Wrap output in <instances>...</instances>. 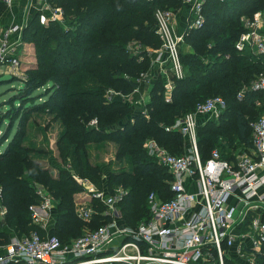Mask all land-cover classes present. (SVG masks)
Returning a JSON list of instances; mask_svg holds the SVG:
<instances>
[{"label": "trees", "instance_id": "1", "mask_svg": "<svg viewBox=\"0 0 264 264\" xmlns=\"http://www.w3.org/2000/svg\"><path fill=\"white\" fill-rule=\"evenodd\" d=\"M51 1L63 8L70 27L64 28L55 21L41 23L39 13L32 17L26 30L30 31L38 48V71L23 79V86L17 89L19 105H12L0 115L2 120H9L11 133L14 113L22 111L16 116L23 129L27 117L49 100L39 101L40 98H65L68 92L67 98L78 96L81 100L71 105V113L65 119L68 128L74 129L71 137L78 139L71 155L82 178L100 182L103 176L101 165L89 159L86 147L89 142H116V158L127 157L133 165L131 170L112 169L107 182L110 193L119 185L128 190L118 203L123 222L135 226L149 217L147 199L151 191L144 201L141 192L145 187L155 186L156 190L152 191L162 199L172 195L170 180L173 176L143 147L145 140L155 138L171 152L183 153L185 136L180 131H168L164 126L194 110L197 103L209 95L224 96L228 105L220 118L205 123L199 121L197 136L203 159L217 146L224 157L230 158L231 148H236L238 143L243 148L252 144L250 122L242 109L255 106L258 99L264 104V91L248 90L242 100L237 94L264 70V57L249 51L240 52L235 43L244 30L241 16L264 10V0H208L204 26L190 30L185 36L192 48L181 49L185 77L174 78L172 100L167 101L165 79L159 76L151 87L152 97L146 113L134 110L126 98L136 88L143 87L144 82L138 78L150 69V51L162 44L156 32V8L177 10L182 0ZM68 75L75 76L74 80ZM51 81L50 90H40ZM70 81L77 89L74 92L69 91ZM94 118L97 124L91 125ZM9 133L0 140V186L2 204L7 207L6 217L1 221L5 228H0L2 244L9 243L12 234L22 235L34 229L46 234L42 226L34 222L30 208L40 202L34 193L33 179L43 182L59 199L55 233L63 243H70L112 219L99 199H94L96 209L90 220L81 218L74 202V194L83 188L81 182L69 176L55 177L27 154L23 157V167L20 154L16 152L19 143L12 140L1 148ZM227 149L230 150L227 152Z\"/></svg>", "mask_w": 264, "mask_h": 264}, {"label": "built area", "instance_id": "2", "mask_svg": "<svg viewBox=\"0 0 264 264\" xmlns=\"http://www.w3.org/2000/svg\"><path fill=\"white\" fill-rule=\"evenodd\" d=\"M17 1L3 0L10 6ZM207 1L182 0L190 9L182 35L176 30L173 8L155 10L156 32L162 44L154 50L152 62L161 65L167 75L171 73L164 84L167 101L172 100L174 78L186 75L181 43L190 30L204 26ZM28 4L36 5L42 22L47 18L61 21L64 16L62 7L51 0H28ZM241 22L244 30L235 43L236 49L264 57V10L242 15ZM22 30L21 23L0 21L1 65L9 68L19 65L15 56L6 54L5 44ZM147 77L146 72L138 80L145 83ZM248 90L264 91V70L244 85L237 98L242 100ZM256 103L260 105L263 101L258 99ZM227 105L224 96H210L198 102L194 110L164 126L187 137L189 147L181 154L171 152L155 138L145 140L148 153L173 176L169 198L162 199L155 191L149 193L147 219L135 226L119 223L122 214L118 203L128 193L123 185L115 187L108 196L92 190L94 198L104 200L105 213L112 217L109 222L66 244L58 235H43L35 229L14 235L6 245L0 244V249H4L0 252V264H264V113L250 122L252 144L234 152L230 158L214 148L203 159L199 150V116L218 119ZM96 124L97 119H92L91 125ZM85 179L81 178L80 182ZM49 204L45 199L41 207L46 209ZM1 205L0 214L6 215L7 207ZM30 208L34 222L39 224V206L32 204ZM93 212L92 206H85L77 214L90 220ZM117 238L121 241L111 250Z\"/></svg>", "mask_w": 264, "mask_h": 264}, {"label": "rangeland", "instance_id": "3", "mask_svg": "<svg viewBox=\"0 0 264 264\" xmlns=\"http://www.w3.org/2000/svg\"><path fill=\"white\" fill-rule=\"evenodd\" d=\"M5 6H0V21L5 22L7 18L12 19L15 23H21L23 25V30L21 33L13 34L9 38V41L5 44L6 54L13 55L19 60V65L9 68L0 64V73L3 75H9L10 78L0 80V114L2 112H7L12 105L15 107L19 105L18 100H16L17 89L23 86V79H26L29 75L37 73V68L39 65V60L37 56V46L36 42L32 40L30 31L26 30L29 26L30 20L35 14H38V10L33 9L29 10L26 14L23 10L21 15H25L22 20L18 19L16 16L13 17V13L15 12L14 5H6L3 0H0ZM1 5V4H0ZM14 7V8H13ZM63 9V8H62ZM18 11V10H17ZM20 14L18 16H20ZM41 19V23H50L52 21L58 22L64 28L70 27L68 21L63 18L60 20L55 19H45L44 22ZM36 29V28H35ZM26 30V31H25ZM140 44V43H139ZM138 45V44H137ZM154 50L150 51L151 57H154ZM153 61V60H152ZM155 64L151 62V66L149 70H154ZM148 70V71H149ZM147 71V72H148ZM70 80H74L72 75H68ZM77 77V76H76ZM53 83L48 82L46 86H43L41 91H48L52 87ZM47 88V89H46ZM77 89L72 86L70 81L69 91L74 92ZM151 92V91H150ZM131 95L127 97V102L132 103L133 98H136L134 92L130 93ZM68 94H65L64 97L59 98H50L49 96H45L46 98H40L39 101H43L44 99L49 98L48 102L44 107L39 110L32 112L28 117L23 129L20 128V124L18 121V117L16 115L21 114L22 111H17L14 113L15 123L12 128L11 133H9V120H2L0 115V140L3 137H7L9 133V138L2 143L1 148L3 149L8 145L12 140L16 143H19V146L16 147V152L20 154V162L23 163V157L29 155L30 159L36 160L39 164L48 169L50 174L55 177H71L74 181L80 182L82 176L79 174V171L76 169V163L73 162L71 151L75 147L78 139L71 137L73 134L72 131L74 129H69L66 123V115L71 113L69 111L71 105L77 104L81 99L76 96L74 98H67ZM138 96V95H137ZM212 95H209V97ZM152 97V96H151ZM66 99V101H65ZM255 106L251 108H243L242 111L245 113L248 121L251 122L256 119L259 115L264 113V104H257L255 102ZM59 109L57 111L56 109ZM208 117L205 115L199 116V121L205 123L208 121ZM169 125V124H168ZM222 142V141H221ZM236 148H231L232 153L239 152L242 150V144L238 143ZM87 151L89 154L90 161L94 163H98L102 167V179L100 182H95V185L98 188H103L105 180L109 178L110 171L114 168H129L133 169V165L129 161L127 157L122 159L116 158V149L117 144L110 141H100V142H89L87 144ZM144 147V145H143ZM218 147V146H217ZM215 147V148H217ZM219 149V147H218ZM230 149H227V152ZM159 165L160 162L158 161ZM24 167V163L21 164ZM25 170V169H24ZM23 170V171H24ZM33 188L35 189V195L38 196L40 202L37 204L39 208L41 207L42 201L48 199L50 204L47 208L46 217L49 220H52L50 224L54 226V231L56 230V223L59 218V210L58 206V197L54 196V192H52L43 182L37 181L36 179L31 180ZM82 184V182H81ZM83 185V184H82ZM82 190L78 191L74 194V202L76 206L77 201L85 200L89 197L90 192L87 190L85 193L83 191L84 185L82 186ZM152 190H156L155 186L145 187L141 195L146 201V195ZM31 206V205H30ZM41 209V208H40ZM39 209V210H40ZM33 213V212H32ZM40 213V212H39ZM41 214V213H40ZM3 220L0 219V228H5ZM44 224V223H43ZM46 224V223H45ZM48 224V225H50ZM42 226V225H41ZM53 235V234H52ZM54 235H57L54 233ZM0 244L1 241H0ZM7 244V243H6Z\"/></svg>", "mask_w": 264, "mask_h": 264}, {"label": "crops", "instance_id": "4", "mask_svg": "<svg viewBox=\"0 0 264 264\" xmlns=\"http://www.w3.org/2000/svg\"><path fill=\"white\" fill-rule=\"evenodd\" d=\"M14 7H15V12L12 14L13 17H17L18 19L22 20L23 15H21L20 13H22V11L24 10L25 11V14L29 11V10H32L35 9L36 10V5H31V4H28V0H18L16 2V4H14ZM13 7V8H14ZM18 10V11H17ZM189 5L186 4V3H183L181 5V7H179L177 10H175V24H176V30L177 32L182 35L185 33V30H186V26H187V17L189 15ZM20 14V16H18ZM14 19H12L13 21ZM7 22H11L9 18H7V20H5ZM185 39V37H184ZM192 47L190 44L186 43V41H182L181 43V49L183 50H190ZM155 55V53H154ZM163 67L161 65H158V64H155V69L154 70H149L147 73H148V77H147V81H145V83L143 84V87H138L134 90V94L136 95V98H133V101L131 103V105L133 106V109L134 110H141L143 112H147V104L148 102L151 100V87L152 85L154 84V82L156 81V79H158L159 76H162L164 79H165V82L167 81L168 79V76L171 75L170 72H168V75L166 74V72L162 71ZM131 94H129L127 97H129ZM138 95V96H137ZM186 139V143L184 145V151L189 147V142H188V139L187 137H185ZM114 142V141H112ZM158 142V140H157ZM116 143V142H114ZM159 143V142H158ZM117 144V143H116ZM160 144V143H159ZM162 145V144H160ZM164 146V145H162ZM165 148H167L166 146H164ZM117 148H118V144H117ZM168 149V148H167ZM169 150V149H168ZM117 151V149H116ZM92 162V161H91ZM94 163V162H93ZM119 168H114V170H119ZM130 170V169H129ZM102 179L104 180V177H102ZM109 179V178H108ZM108 179H106L104 182V186L103 188H98L94 181L90 178H87L85 180L82 181V184L84 185V189L83 191L86 193L87 190L90 192L89 194V197L85 200H82V201H77L76 202V211L79 213L80 210L82 209V207H85V206H92L93 209H94V212H95V209L96 207L94 206V199H97V198H94L93 195H92V190H98V191H101L103 192V195L104 196H108L109 194H111L109 191H108V186H107V182H108ZM100 200V199H99ZM102 203H104V200H100ZM2 203H0V206ZM105 204V203H104ZM106 205V204H105ZM107 207V206H106ZM41 208V209H40ZM38 208V211L41 213V216H40V222L39 224L42 225V228L44 229L45 233L46 234H54L55 231H54V226H52V224H50V222L52 220H49L47 219L46 217L48 216L47 214V208H43V207H40ZM119 208V207H118ZM40 209V210H39ZM93 212V213H94ZM93 215V214H92ZM6 217V215H3V214H0V219L1 220H4ZM42 218V219H41ZM122 218H123V215H122ZM122 218L119 219V223L121 225H128L126 224V222H123ZM44 223V224H43ZM46 223V224H45ZM50 224V225H48ZM15 234H12V236H14ZM121 241V238H117L110 246L111 250L115 249L118 244L120 243ZM4 245V244H3ZM6 245V244H5ZM1 246V245H0ZM4 249H0V252H2Z\"/></svg>", "mask_w": 264, "mask_h": 264}, {"label": "water", "instance_id": "5", "mask_svg": "<svg viewBox=\"0 0 264 264\" xmlns=\"http://www.w3.org/2000/svg\"><path fill=\"white\" fill-rule=\"evenodd\" d=\"M7 78H10V76L6 74V75L1 76L0 80L7 79Z\"/></svg>", "mask_w": 264, "mask_h": 264}]
</instances>
